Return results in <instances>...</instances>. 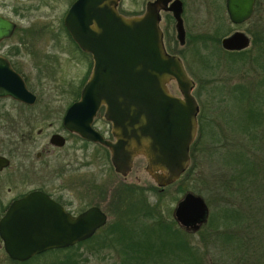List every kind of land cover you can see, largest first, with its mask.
Returning <instances> with one entry per match:
<instances>
[{
    "label": "water",
    "instance_id": "water-1",
    "mask_svg": "<svg viewBox=\"0 0 264 264\" xmlns=\"http://www.w3.org/2000/svg\"><path fill=\"white\" fill-rule=\"evenodd\" d=\"M253 2L224 0L229 22L247 20ZM115 3L74 0L64 14V27L78 47L90 53L92 67L79 99L66 109L62 124L83 138L105 145L114 171L121 175L129 171L135 155H142L145 171L156 185L165 186L187 167L188 147L196 132L193 82L180 59L165 51L158 26L159 10L170 11L177 41L183 43L181 1H147L141 14L128 17L116 12ZM13 27L0 16V39L9 36ZM248 44L249 38L241 31L220 40L226 51L242 50ZM171 80L179 96L167 90L166 83ZM0 97L29 104L36 98L1 57ZM100 105L111 123L113 141L103 140L89 126ZM58 138L52 136L60 144ZM6 164L0 156V167ZM173 213L180 225L191 224L196 229L206 220L207 206L199 194L186 192ZM104 223L105 215L97 207L71 216L45 194L32 191L8 206L0 219V239L7 256L22 262L50 249L72 246Z\"/></svg>",
    "mask_w": 264,
    "mask_h": 264
},
{
    "label": "rangeland",
    "instance_id": "rangeland-1",
    "mask_svg": "<svg viewBox=\"0 0 264 264\" xmlns=\"http://www.w3.org/2000/svg\"><path fill=\"white\" fill-rule=\"evenodd\" d=\"M65 0H0V13L11 16L17 24L30 27L31 36H39L35 40L34 48L42 55L49 52L55 55L54 68L49 71L39 70L36 65H30L25 73L26 81L30 90L36 95L37 100L32 107V114H44L42 109L47 104L52 110L51 114L60 115L65 106L75 96L74 89L78 88L87 78L90 63L87 56L81 53L72 54V49L67 47L68 39L64 33L59 32L53 38L51 32L45 33L41 30L46 24L52 27L53 32L59 27L62 13L67 6ZM146 0H120L119 7L126 15H134L143 11ZM151 1V0H150ZM183 13L182 24L184 30V41L180 44L175 38L172 17L161 10L159 12L158 26L162 31L163 41L169 45L170 51L176 54L183 64L186 74L193 82L191 94L197 105L196 113V143L193 147V165L190 170L183 173L173 184L158 190V187L145 171V160L137 156L132 163L131 170L125 176L130 184H136L148 204H155L157 211L161 213L163 220L172 221L171 211L175 202L184 192L199 194L206 203L207 216L216 210L215 198L222 197V201L235 202L237 200L220 188L222 179L228 173L230 166L227 164L225 155L228 151L246 149L249 147V137L236 129L235 116L238 114V107L241 108L243 99L236 98L232 94L237 87L246 89L249 98L253 97L255 86L262 83L264 79V38L256 36L257 43L252 44V33L260 32L264 35V0L249 20L241 24H231L227 18L224 0H182ZM25 7L22 15H12V5ZM61 29V27L59 28ZM226 32L225 35L239 30L249 36V44L244 54L239 57L235 53L224 51L221 46L214 47L211 41L202 45L201 39L213 35L217 30ZM58 32V30H57ZM257 33V34H258ZM20 31L17 29L15 35ZM167 35L169 40H167ZM36 38V37H33ZM263 38V39H261ZM69 46H71L69 44ZM259 84L262 103H258L264 109V84ZM167 90L176 96L179 91L174 81L166 83ZM248 98V99H249ZM260 102V101H259ZM8 99L0 100V105L6 108L11 107ZM11 113L16 111L11 108ZM102 114V112H99ZM37 128L43 123L37 120L32 123ZM39 138V137H38ZM253 141V140H251ZM256 141V142H255ZM254 144L257 143L255 139ZM252 144V143H251ZM251 146V145H250ZM254 145L253 148H255ZM72 158V153L68 154ZM82 156H80V159ZM96 168L100 170L101 178L111 184L118 182L109 167V160L95 159ZM72 169L69 167L60 176L59 180L64 186L72 177ZM232 190V185L230 186ZM70 195L71 190L63 191ZM218 192V193H217ZM233 194V192H230ZM136 195V194H133ZM235 199V200H234ZM156 211V212H157ZM157 214V213H156ZM178 227L173 222L172 227ZM192 229L190 234L184 235L185 243L191 252L201 257V264H230L232 254L229 253V244L222 242L223 234L219 230ZM179 228V227H178ZM180 229V228H179ZM200 229V230H199ZM171 231L183 230H134L133 238L137 240L143 252L141 260L127 257L119 250V246L103 248L100 251L87 252L83 247L75 250L78 253L79 264H165L171 261L172 264H187L192 254L186 253L175 255ZM171 232V233H170ZM221 232V231H220ZM170 233V234H168ZM219 233V234H218ZM158 250L165 251L158 253ZM172 253H171V252ZM65 251L50 252L35 259L29 260L27 264H45V262L63 257ZM125 260V262L123 261ZM0 264H12L6 261L0 251Z\"/></svg>",
    "mask_w": 264,
    "mask_h": 264
},
{
    "label": "flooded vegetation",
    "instance_id": "flooded-vegetation-1",
    "mask_svg": "<svg viewBox=\"0 0 264 264\" xmlns=\"http://www.w3.org/2000/svg\"><path fill=\"white\" fill-rule=\"evenodd\" d=\"M73 1L74 0L64 1L67 3V6L62 13L60 21L61 24H59V27L57 28L58 32L57 30L54 32L50 30L52 27L47 24L46 27L43 25L41 30L44 29L45 33H53V38L57 35V33L62 31L65 35L64 37L68 39L67 47H69L70 50L72 49V52L70 53H81L89 59V76L92 67L90 53L82 51L78 47L63 25L64 14ZM147 1L150 0H146L145 3ZM180 1L182 7L180 17L182 22L183 1ZM255 1L256 0L253 2L251 16L259 7H261L262 4L258 0V6L255 7ZM119 3L120 0H116L114 8L116 12L122 16H134L143 12L142 11L134 15H126L124 13L125 11L119 7ZM11 5L13 16H15L16 13L17 15H22L26 9L25 7L22 8L21 6H15L14 4ZM160 11L161 10H159V12ZM166 13L172 17V13L170 11H166ZM0 16L14 24L11 34L0 39V57L6 61L8 67L12 71L20 76L25 88L33 93L26 81L25 73H27L30 65L32 64L36 65L39 70L51 72L54 68L53 63L55 55L50 54L49 52L42 55L36 48H34L36 47L35 40L39 36H33L36 38L31 36L29 25L21 26L17 24L10 15L6 16L0 13ZM251 16L247 20H249ZM247 20L243 22H246ZM60 27L61 29H59ZM17 29L20 31L18 36L15 35ZM243 33L249 38L245 32ZM225 36L227 35H224L223 37ZM163 39L165 38L163 37L161 31V40L165 51L168 54L177 56L170 51L169 45H166ZM167 40H169L168 35ZM69 44L71 46H69ZM85 81L78 88L74 89V98L67 104V106H65L60 115L51 114L52 110L47 104L44 105L45 109L41 110L44 114H32V107L37 100L34 93L33 94L36 98L31 104L15 100L11 97H0V100L8 99L11 102L10 108L0 105V156L7 160V164L0 167V219L13 201L24 197L32 191H39L58 204L71 216H76L89 207H97L105 215V223L95 230H154L153 226L157 223L154 219L157 215V206L155 204H148L143 196L125 194L127 186L138 187L134 183H128L125 180V176L131 170L133 160L137 156H143L140 154L135 155L131 161L129 171L125 175H121L120 173L114 171L110 163L109 150L105 145L99 141L83 138L79 134L67 130L62 124V118L66 109L73 102L79 99L80 90ZM11 108L16 111V114L11 113ZM99 112H102V114H99ZM103 112L104 107L100 105L95 111L89 126L103 140L113 141L111 123L105 118ZM37 120H40L43 124L34 128L32 123ZM54 135L59 136L58 139L61 142L60 144L56 142L57 140L55 141L52 139V136ZM69 153H72L71 159L68 158ZM80 156H82L81 159ZM96 157L102 160L106 158L109 160V167L112 169L114 175L116 177H120L117 183L111 184L101 178L100 170L103 169L96 168ZM189 163L190 159L188 165ZM68 167L72 169V177L64 186L59 183V178L60 176H63V173ZM184 171L180 173L177 179H175L172 183L165 186L156 185L158 190L173 184L184 173ZM69 189L71 190V193L70 195H66L63 191ZM185 193L186 191L184 194ZM179 199H177L174 207L172 208L171 216L172 222H176L180 229L175 226L171 227V230L183 231H171L172 233H170L172 235L170 233L168 234L171 235V239L175 242L174 249H178L175 254L177 255L179 253V255L184 254L185 256L186 253L190 254L191 249L187 247L188 244L185 243L184 235L190 234L193 230L191 228V224L180 225L174 218L173 211ZM144 209H150L151 213H148L149 216L145 217L143 212ZM109 223L114 227H103L105 224ZM198 228H196V230ZM0 251L3 252L7 262L12 263V261H16L7 256L3 250L1 239ZM29 259L27 260L29 261Z\"/></svg>",
    "mask_w": 264,
    "mask_h": 264
},
{
    "label": "trees",
    "instance_id": "trees-1",
    "mask_svg": "<svg viewBox=\"0 0 264 264\" xmlns=\"http://www.w3.org/2000/svg\"><path fill=\"white\" fill-rule=\"evenodd\" d=\"M258 2V0L255 1V7L258 6ZM257 33H252L254 35H251L252 44L257 43L256 36L264 38V35L260 34V32ZM225 34L226 32L220 33L217 29L213 35L201 39V43L206 47V40L211 41L214 47L218 49L220 39ZM244 52L245 49L232 51L239 57ZM260 82L262 83H258V86L259 84H264V79L262 78ZM257 85L251 98H249L246 89L242 86L237 87V90L232 94L235 100L240 97L243 99V104L241 108L238 107V114L235 116L236 129L244 133L246 138L249 137L253 141L257 139L255 144L253 141L248 140L252 143L248 144V148L228 151L225 155L230 169L227 170L228 173L222 179L223 183L220 188L235 198L237 203L222 201V197L217 195V198L214 199L217 201L216 210L210 212L206 216L205 222L200 225L201 230H219V233L223 234L222 242L231 246L227 248L229 253L232 254L230 264H264V109L258 104L262 103V94L260 93L261 90L258 91ZM195 136L188 147L190 163L184 173H187L193 165ZM254 145L257 146L253 148ZM231 185L233 194L230 193ZM126 189L125 194L129 195L136 194V196H139L141 192L139 187L127 186ZM143 212L145 217L149 216L148 213H151L150 209H144ZM156 213L157 215L154 219L157 223L153 226V229L171 230L173 222L163 220L161 213L158 211ZM103 227L110 228L114 226L109 223ZM132 235H134V230H96L90 237L72 246L50 249L32 256L29 260L40 257L45 253L65 251L66 253H64L62 258L56 259L57 264H79L81 262L77 258L79 254L75 253V250L79 247L82 246L85 251L92 252L110 248L114 245L119 246V250L126 256L125 260L128 256L135 260H141L143 252L140 249L139 242ZM164 252L158 250L160 254ZM191 254L192 258L187 264H201V257L196 255L195 252H191ZM125 260L123 261L125 262ZM53 261L55 260L45 262V264H53ZM28 262V260L22 262L12 261V264H27ZM165 264L172 263L169 261Z\"/></svg>",
    "mask_w": 264,
    "mask_h": 264
}]
</instances>
